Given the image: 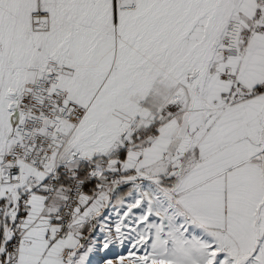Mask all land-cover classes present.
<instances>
[{
	"label": "snow or ice",
	"instance_id": "obj_1",
	"mask_svg": "<svg viewBox=\"0 0 264 264\" xmlns=\"http://www.w3.org/2000/svg\"><path fill=\"white\" fill-rule=\"evenodd\" d=\"M0 264H264V0H0Z\"/></svg>",
	"mask_w": 264,
	"mask_h": 264
}]
</instances>
